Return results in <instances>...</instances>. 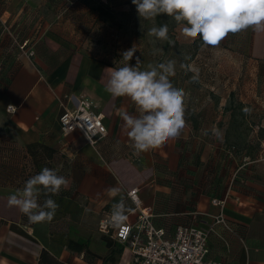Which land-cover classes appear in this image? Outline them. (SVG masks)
Masks as SVG:
<instances>
[{
  "label": "crops",
  "instance_id": "crops-1",
  "mask_svg": "<svg viewBox=\"0 0 264 264\" xmlns=\"http://www.w3.org/2000/svg\"><path fill=\"white\" fill-rule=\"evenodd\" d=\"M46 1L0 0V135L4 139L0 138V152L5 147L11 158L22 155L29 172L30 161L34 167L37 162V174L44 167L53 169L68 180V186L50 194L59 205L53 220L31 223L9 204L19 189L2 184L7 180L0 173V264H130V249L113 237L112 230L100 229L101 219L121 198L129 209L126 221L137 220L130 190L140 189L143 205L153 209L155 224L173 236L181 224L206 226L211 218L200 222L193 213H217L219 207L212 199L225 196L232 182L224 213L237 234L231 235L228 253L218 238L211 237L210 256L227 255L229 264H264V164H255L261 153L255 160L233 151L224 133L219 140L205 135L204 125L185 117L179 138L136 155L119 114L138 115L136 107L130 99L106 91L104 69L119 67L56 30L48 31L41 14ZM242 32L247 57L264 68V31ZM29 38L32 55L21 48ZM70 95L93 99L104 113L108 135L97 144L78 130L62 134L60 99ZM10 105L15 111L8 110ZM260 141L264 145V139ZM240 166L238 177L244 182L234 179ZM111 187L120 188V193L110 196L106 190ZM45 199L41 194L38 202L42 205ZM75 243L84 249L78 251Z\"/></svg>",
  "mask_w": 264,
  "mask_h": 264
},
{
  "label": "rangeland",
  "instance_id": "rangeland-1",
  "mask_svg": "<svg viewBox=\"0 0 264 264\" xmlns=\"http://www.w3.org/2000/svg\"><path fill=\"white\" fill-rule=\"evenodd\" d=\"M100 7L110 11L106 18L100 15ZM42 8L48 31L56 30L75 45L118 67L126 63L135 66L137 58L141 70H146L148 64L176 61V74L170 79L187 94L185 117L204 125L210 134L212 128L219 129L240 153L252 158L261 153V161L255 164H264V145L260 141L264 139V68L247 57L242 31L229 34L218 46H203L197 42L198 37L194 41L185 38L174 19L164 14L160 19L140 18L132 0H47ZM165 23L172 43L148 35L151 27ZM133 47L134 56L128 61L124 53ZM186 56L190 59L186 60ZM193 67L199 69L196 82L191 79ZM233 91L235 95L231 97ZM19 156L9 162L0 159L7 162L2 166L12 165L18 170L5 176L7 181L2 184L22 189L36 174L38 164L34 167L30 161L32 171L25 176L29 166Z\"/></svg>",
  "mask_w": 264,
  "mask_h": 264
},
{
  "label": "clouds",
  "instance_id": "clouds-1",
  "mask_svg": "<svg viewBox=\"0 0 264 264\" xmlns=\"http://www.w3.org/2000/svg\"><path fill=\"white\" fill-rule=\"evenodd\" d=\"M139 17L154 20L164 14L176 22L182 35L190 40L199 37L203 46H218L229 34H237L252 28L264 31V0H132ZM168 24L151 27L148 35L158 40L168 41ZM135 53L134 47L124 53L130 61ZM190 59V57H185ZM125 64L122 67L104 69L107 77L106 91L113 97H126L135 105L138 115L121 111L123 132L131 141L136 155L154 150L170 139L179 138L186 127V92L173 85L171 77L176 74V61L169 60L156 65L148 64L146 70ZM181 67H188L181 64ZM192 81L199 79V69L191 68ZM103 78V77H102ZM11 106V105H10ZM219 140L222 133L211 129ZM208 131H205V135ZM68 186V180L57 171L44 167L31 176L9 198V204L17 206L31 223L51 222L59 205L50 194H59ZM107 193L115 197L120 188L111 187ZM43 194L46 199L41 205L38 200ZM129 211L121 198L114 203L110 212V222L119 227L127 220Z\"/></svg>",
  "mask_w": 264,
  "mask_h": 264
},
{
  "label": "built area",
  "instance_id": "built-area-1",
  "mask_svg": "<svg viewBox=\"0 0 264 264\" xmlns=\"http://www.w3.org/2000/svg\"><path fill=\"white\" fill-rule=\"evenodd\" d=\"M21 48L28 50L31 55L34 54L30 38L21 44ZM60 106L62 111L59 122L64 136L78 130L90 143L97 144L98 140L108 135L105 115L96 109L93 99L70 95L60 99ZM15 109V106H8L9 111L13 112ZM0 154L2 159L8 162L9 157L11 159L12 153L8 148L4 147ZM240 168L242 166L235 172L236 177ZM29 171L28 169L25 172V176L29 175ZM233 189L232 182L225 196L212 199L214 206L219 207L217 213L209 214L205 211L193 213L200 222L209 216L211 220L206 222V226H201L200 223L181 224L176 227L174 235L170 236L165 228L155 224L153 209L143 205L139 195L140 189L136 187L128 194L138 211L137 220L133 223L125 221L116 227L110 222L108 215L101 219L100 229L104 232L112 230L113 237L130 249L132 253L130 264H229L227 255L220 259L210 256L212 251L209 239L215 236L223 243L227 253L230 250L231 235L237 234V230L234 223L226 217L224 207Z\"/></svg>",
  "mask_w": 264,
  "mask_h": 264
},
{
  "label": "trees",
  "instance_id": "trees-1",
  "mask_svg": "<svg viewBox=\"0 0 264 264\" xmlns=\"http://www.w3.org/2000/svg\"><path fill=\"white\" fill-rule=\"evenodd\" d=\"M99 10V13H100V15L102 16V17H105L106 15H109L110 13V11H108L106 8H104V7H100V8H98ZM160 16L161 15H159V16H157L159 19H160ZM106 18V17H105ZM197 42L199 43V44H201L202 45V41H201V39L198 37L197 38ZM234 95H235V93H234V91L233 92H231V97H234ZM229 110V109H228ZM232 110V109H231ZM226 141H227V143H228V146H230V149L231 150H235L236 151V149H235V146H237L236 144H233L230 140H229V137H228V135L226 136ZM250 155V154H249ZM259 155H256V156H254L253 158H252V156L250 155V157H251V159H255V160H257L259 157H258ZM4 164V163H3ZM0 168H1V175H4V176H8V175H11L13 172H16V171H18L17 170V168L16 167H14V166H6V165H3L2 166V163L0 164ZM36 172V174H37V172L38 171H35ZM30 174V173H29ZM235 180H238V181H240V182H244V181H241L240 180V178L239 177H236L235 178ZM109 243V242H108ZM75 245H76V249L79 251H82L83 249H84V245L83 244H78V243H75ZM109 245H110V243H109Z\"/></svg>",
  "mask_w": 264,
  "mask_h": 264
}]
</instances>
